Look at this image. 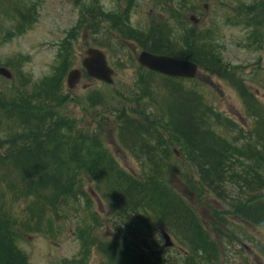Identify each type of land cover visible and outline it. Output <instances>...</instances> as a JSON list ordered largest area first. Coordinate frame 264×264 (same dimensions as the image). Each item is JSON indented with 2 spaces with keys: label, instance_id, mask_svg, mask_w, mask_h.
Returning a JSON list of instances; mask_svg holds the SVG:
<instances>
[{
  "label": "trees",
  "instance_id": "1",
  "mask_svg": "<svg viewBox=\"0 0 264 264\" xmlns=\"http://www.w3.org/2000/svg\"><path fill=\"white\" fill-rule=\"evenodd\" d=\"M42 1L0 0V48L32 28ZM169 13L164 24L154 23L137 37L125 13L109 21L122 37L135 40L152 54L191 59L200 69L234 80L235 73L230 74L220 60L210 34L187 26L190 23L176 8ZM84 16L105 18L100 10L85 11ZM234 21L253 31L264 29V1L244 3ZM67 65L63 63L51 79L32 88L28 87L30 79L18 71L15 89H0V264H28L18 248L20 236L53 234L54 217L75 209L80 198H91L85 188L87 180L93 182L109 215L102 222L101 215L87 205L86 218L94 223L79 239L86 249L96 246L103 264H173L162 256L157 261L160 246L154 247L143 234L150 220L174 237L183 256L177 264H222L223 240L231 229L229 212L264 235V199L255 193L264 188V112L239 79L237 90L257 125L244 142L218 133V129H230L231 121L207 103L199 90L202 85L190 84L194 80L164 77L139 67L132 95L99 91L90 96L92 107L101 106L107 117L117 118L115 140L141 165L140 173L133 174L118 163L102 134L85 133L62 109L70 100L64 86ZM170 145L180 148L181 159ZM235 159L244 170L238 181L229 176ZM184 161L198 177L193 189L197 200L214 195L227 206L222 214L212 209L215 220L209 228L172 184L181 176L194 187L180 169ZM229 183L237 184L235 193L226 190ZM108 226L119 240L92 239L95 229ZM256 248L264 257V244L257 243Z\"/></svg>",
  "mask_w": 264,
  "mask_h": 264
},
{
  "label": "rangeland",
  "instance_id": "2",
  "mask_svg": "<svg viewBox=\"0 0 264 264\" xmlns=\"http://www.w3.org/2000/svg\"><path fill=\"white\" fill-rule=\"evenodd\" d=\"M253 2L255 0H43L38 5L37 20L32 28L23 36L6 42L0 48V67L7 68L13 77L17 78L18 71H23V76H26L28 81L30 79L31 84L28 87L32 88L33 85L40 86L46 78L51 79L56 69L59 70L63 63L68 64L64 86L70 100L62 109L69 112L76 121L77 128L85 133L102 134L106 138L103 141L115 155L118 163L129 173L138 174L141 171L138 160L130 153L123 152L115 140L117 118L113 115L107 117L103 107L95 108L89 104V97L99 91L114 96H117L116 93L130 96L136 89L135 79L140 67L137 58L144 48L135 40L124 38L113 30L110 26V18L125 13L129 19V26L138 31H135L137 37L154 23L164 24L167 15H171L169 12L175 8L181 12L180 14L185 15L186 20L190 15L196 14L198 26H187L195 27L200 34H210L214 39L213 45L217 55L229 68L230 74L235 73V79L232 80L228 76L221 78L213 72L202 70L195 83L190 84L202 85L199 90L203 92L207 103L223 118L231 121L230 129H218V133L227 136L230 141L238 142L242 139L244 142L249 132H255L257 125L247 112L248 105L237 90L236 79H239L240 85L256 97L259 108L264 112V29L253 31L252 28L234 21L239 7L244 3L249 5ZM182 4L185 5L184 8ZM99 10L105 18L94 20L90 17L84 18L85 11L95 13ZM95 21L99 29L88 23ZM255 37L260 40L256 41ZM90 48L104 51L109 65L115 72L113 85L108 87L103 82L90 80L88 73H85L82 61ZM66 58L69 60H65ZM75 68L83 71V78L80 86L75 91H71L66 81L68 73ZM61 73L63 75V71ZM16 77L11 81L0 76V89L6 87L13 91ZM170 147L173 152L177 150L181 157L180 148L172 145ZM180 169L187 174L189 182L191 180L194 187L184 182L183 177L177 176L172 182L174 188L181 196H185L189 205L196 207L203 225L211 227L215 220L212 209H219L222 214L227 211V206L219 196L210 195L197 200L198 195L196 196L193 190L198 185L196 173L189 170L186 161L180 165ZM230 170L229 176L237 181L244 171L241 162L239 163L237 159ZM93 186V182L87 180L85 188L91 198H80V203L75 209L70 207L63 217H54L53 234L20 236L18 248L26 255L28 264H103L105 262L96 251V246L86 249L79 239V236L88 231V226L94 223L86 218L89 215L86 210L87 205L91 204L92 213L101 215L102 222L106 221L109 215L108 206L97 196ZM236 187L237 184L229 183L226 190L235 193ZM255 193L264 199V188ZM243 197L247 198L248 194H244ZM24 206L25 204L21 205V209ZM226 216L231 229L227 239L223 240L222 264H264V257L259 255L256 248L257 243L264 244V235L256 228L242 222L232 212ZM150 221V227H144L143 234L154 247L160 246L157 261L161 262L162 256L177 264V259L183 257L179 246L175 244L172 249L166 248L163 237V232L166 230ZM91 234L92 239L97 242L105 243L118 239L109 226L97 228ZM172 242H176L174 237ZM162 249L165 251L162 252Z\"/></svg>",
  "mask_w": 264,
  "mask_h": 264
},
{
  "label": "water",
  "instance_id": "3",
  "mask_svg": "<svg viewBox=\"0 0 264 264\" xmlns=\"http://www.w3.org/2000/svg\"><path fill=\"white\" fill-rule=\"evenodd\" d=\"M139 64L145 67L149 71L157 72L164 76L173 78H194L199 72L197 65L192 61H187L179 58H173L170 56L153 55L147 51H143L138 57ZM82 67L86 70V73L90 78L96 81H102L106 84L113 83L114 70L109 66L106 59V55L102 50L89 49L86 52V58L82 61ZM0 76L12 79L11 72L6 68H0ZM83 74L81 70H72L67 78V86L71 90L78 88ZM177 156L178 152L175 151ZM165 246L172 248L173 242L170 240V236L164 232Z\"/></svg>",
  "mask_w": 264,
  "mask_h": 264
}]
</instances>
